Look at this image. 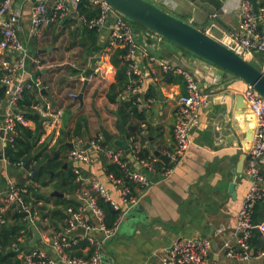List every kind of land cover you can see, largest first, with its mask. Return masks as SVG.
<instances>
[{
    "label": "crops",
    "instance_id": "obj_1",
    "mask_svg": "<svg viewBox=\"0 0 264 264\" xmlns=\"http://www.w3.org/2000/svg\"><path fill=\"white\" fill-rule=\"evenodd\" d=\"M152 1L158 4L163 0ZM200 1L208 2L214 7L219 3V9L215 7L216 14L211 15L200 8L194 0L188 15L192 20L195 19L197 23L195 25L198 28L205 30L210 28L215 38H219L223 32H232L237 29L238 7L241 0H226L223 3L219 0ZM249 1L252 3V0ZM254 1L257 5L260 4L259 0ZM53 2L54 0H46L49 10L52 9ZM168 2V7L172 9H190L189 0H168ZM33 6L34 4L26 3L25 0L14 1V11L19 18L16 25L17 37L27 50L22 77L25 81L39 78L42 88L38 90V103L61 108L63 115L60 118L59 128L54 130L52 126L46 124L41 114L35 111L36 119H27L25 127L31 130L38 127L43 130L40 142L46 141L48 148H51L65 125L71 129L77 118L84 116L87 118L92 140L101 136L100 126L115 140H119L124 135L131 145V149L127 151L119 150L125 171L143 173L150 182L149 188H141L134 183L126 182L130 189L129 197L135 200L134 204H129L121 198V188L114 187L109 179L111 173L107 172V165L115 163L91 147L86 150L90 159L87 164L70 159L67 152L65 163L67 166L63 168L70 169L74 174L78 171L84 186H87L91 180H97L103 184L111 200L123 214L117 233L103 248L100 264H157V257L164 250L181 239L192 237L211 241L209 264H264V257L256 258L254 255L247 260H233L228 259L221 251L226 242L236 244L238 212L243 205L248 188L255 182L249 171V157L245 155L252 142V139L247 138V125L249 123L255 125V121L248 107L238 121H235V118L232 119L228 115L231 101L226 95H242L248 86L225 70L192 53L180 50L152 32L136 31L140 48L137 64L142 76L139 85L140 94L142 99L149 101L144 110V120L140 124L144 130V140L140 137L134 139L131 128L125 129L118 123L115 116L118 105L109 103L106 99L108 87L115 79V69L109 62V56L102 55L108 43L112 17H108L105 26L92 37L82 25L81 19L76 18L77 14H71L70 16L76 21H72L70 16L63 20L52 21L43 28L42 38L38 39L30 35V13ZM189 23L193 24V22ZM254 55L260 56L258 69L264 71V55ZM254 55L252 57L255 59ZM148 56L183 69L191 76L199 91L208 96L207 104L200 110L199 124L191 132L192 144L188 154L180 163L172 167V173L166 179L162 174L166 168L170 167L156 158L153 151L155 149L165 155L173 151V127L177 101L186 93V82L184 77L174 72H170L171 75L168 77L164 76L168 73H161L154 64L149 62ZM92 57L101 58L96 66L101 69V73L94 74L89 79L83 91V102L80 103L71 99L69 94L72 92L79 94L82 91L83 79L68 76L66 67L86 68ZM36 61H40L42 66L37 65ZM66 63L69 65H65ZM153 69L159 74V81L155 82L152 79ZM82 73L81 71L80 74ZM1 74L0 70V78ZM150 88L152 96L146 98L145 94ZM42 89H45V94H41ZM129 97L123 92L120 99L128 100ZM7 105V99L3 98L0 102V116L6 111ZM12 110L20 112L16 106ZM228 123L231 125L227 126ZM52 133L54 135L48 142ZM88 142L67 141L74 145L73 148L80 147L82 150L83 145ZM2 147L3 143L0 140V152L3 151ZM105 147L114 151L118 150L111 143ZM136 148L138 152L140 149L148 150L147 159H141L138 153H135ZM0 156L1 205L11 185L24 189L30 183L28 175L30 168L25 170L17 164H10L3 154ZM243 156L245 158L240 164ZM259 168L258 166L257 172ZM232 182L235 183L233 190L235 197L229 191V185ZM41 191L48 198L46 203L48 211L56 209V198H68L76 202L74 193L65 195L53 186L43 188ZM54 191L63 194V197L52 196ZM45 221L44 218H37L32 226L28 225L31 232L32 228H36L38 233L52 230L47 227L48 221H46L48 224H44ZM20 239H18L20 250L17 254L19 260L21 253H28L39 246L49 255L54 256L49 247L41 246L40 239L34 245H30L33 233L31 236L25 234ZM3 250L5 253L6 250ZM83 253L85 255L87 251L83 250Z\"/></svg>",
    "mask_w": 264,
    "mask_h": 264
},
{
    "label": "built area",
    "instance_id": "obj_2",
    "mask_svg": "<svg viewBox=\"0 0 264 264\" xmlns=\"http://www.w3.org/2000/svg\"><path fill=\"white\" fill-rule=\"evenodd\" d=\"M15 0H3L0 2V87L3 89L4 98L8 105L2 126L1 142L2 149L8 144H13L16 137V127L26 126L27 119L20 112L12 109L23 98L26 89H41L42 82L39 78L25 81L22 77L27 58V50L19 41L16 33L18 15L14 11ZM82 0H54L52 9L49 10L46 0H41L34 4L31 9L30 35L38 39L42 38L43 28L52 21L63 20L76 12ZM92 5L100 9L99 17L87 23L89 28H96L98 31L105 26L108 17L113 21L109 28L108 43L103 49V57L109 56L115 49L126 50V61L129 62L128 75L136 76V85L128 86L124 91L125 95L136 96L135 103L137 110L144 111L147 107L140 94L141 71L137 61L140 51L136 33L128 19L114 11L104 0H88ZM239 23L237 29L232 32H223L219 38H215L211 29L205 32L217 39L225 47L248 60L254 54L264 55V0L263 4L254 7L249 0H241L238 7ZM7 53V54H6ZM149 62L154 64L161 73L174 72L184 77L186 82V93L181 95L177 101L175 123L173 127L174 148L171 153L166 155L174 165L180 163L188 154L191 147V130L199 124L200 110L207 104L208 96L204 95L197 88L191 76L183 69L148 56ZM40 67L42 63L36 61ZM65 65H69L66 63ZM101 73L100 68L95 69V74ZM151 77L156 82L160 76L155 69L151 71ZM78 93L72 92L69 97L76 100ZM243 99L254 118L255 125L253 130L252 142L245 152L249 157L250 173L255 179L247 190L245 200L241 206L236 222V244L226 242L221 251L228 259L247 260L252 256L256 258L264 257V251L253 253L249 245L252 231L257 229L264 239V219L257 225L252 223L253 209L258 201H264V179L258 174L257 167H264V96L259 95L252 87H247L242 92ZM34 111L41 114L46 120V124L52 126L54 130L59 128L60 118L63 115L61 108L57 109L50 104H35ZM103 138L99 136L95 140L89 141V145L94 150L102 153L108 160L125 170V165L121 161L119 150H110L102 147ZM135 153H138L136 148ZM68 157L81 163H89L90 159L85 150L72 148ZM7 161V160H6ZM24 167L23 162L17 163ZM148 166V164H145ZM172 173V168H167L163 172L164 179ZM76 182L80 187L74 192L78 207H68L65 211L68 218L65 226L57 232L44 230L39 233L41 246L49 247L54 256L49 255L43 248H35L28 253L20 254L21 264H100L102 252L107 241L112 239L117 233L122 219V213L115 220L112 227H107L104 221L103 210L97 203V198H102L110 203L115 210L119 208L111 200L108 191L97 180H91L87 186L82 183L81 176L75 171ZM31 176L32 172L28 171ZM126 178L141 188H149L150 182L146 175L140 172H127ZM109 179L114 187L121 188V198L129 204H134L135 200L129 197L130 189L122 178H116L112 174ZM26 192V188L20 189L11 185L8 195L2 199L0 205V225L5 223L3 215L9 210L10 206L17 203L21 212L24 214L23 220L30 226L35 223L38 213L24 204L21 194ZM46 221L44 224L46 225ZM84 229V234L77 233L78 229ZM19 240H21L19 238ZM87 242L84 251L91 250L89 256H72L70 251L80 242ZM212 243L203 238H186L175 242L171 247L164 250L158 258L157 264H209ZM153 264V263H147Z\"/></svg>",
    "mask_w": 264,
    "mask_h": 264
},
{
    "label": "trees",
    "instance_id": "obj_3",
    "mask_svg": "<svg viewBox=\"0 0 264 264\" xmlns=\"http://www.w3.org/2000/svg\"><path fill=\"white\" fill-rule=\"evenodd\" d=\"M1 1L3 0H0V2ZM259 2V5L263 4V0H259ZM252 4L255 8L259 6L254 0H252ZM215 7L219 9V3H217ZM76 14V18L81 19L82 25L85 27L89 35L94 37L98 30L96 28H89L86 22L99 17L100 9L95 5H92L88 0H82L77 7ZM69 18H71L72 21H76V19L71 16ZM177 18L186 21L184 18ZM192 25L198 28L197 25ZM134 26L135 32L148 31L136 23H134ZM199 29L205 31L204 28L202 29L199 27ZM176 47L182 51L190 53L178 46ZM125 56V49H115L109 55V62L115 69V79L114 82L108 87L106 99L109 103L118 105L115 116L117 117L119 125L122 124L125 129L131 128L134 139H136V137H140L142 140H144V130L140 127V124L144 120V111L137 110V104L135 103L136 96H130L128 100L120 99L121 94L127 89V87L136 85L135 82L137 80L136 76L128 75L129 62L126 61ZM66 68L68 76L72 78H75L81 73V69H79L80 67L73 68L67 66ZM170 75L171 74L168 73L164 76L168 77ZM150 91L151 88L147 90L145 94L146 98H150L152 96ZM38 96L39 92L37 89H26L23 92V98L17 103V109L26 119H36L33 106L38 103ZM3 98L4 92L3 89L0 88V102L3 100ZM1 123L2 122L0 120V126ZM42 135L43 130L39 129L38 127L35 130H31L27 127L18 125L16 127V137L13 144H8L3 149V151L0 152V154H3L10 164L23 162L25 165V163L31 159L29 171L32 172V175L29 178L30 183L26 185V192L21 194L22 201L32 210L37 211L39 219L44 218L46 221H48L49 225H47V227L52 229L51 231L57 232L65 226V221L68 218L67 214L65 213L66 209L68 207H73L76 209L78 207V203L68 198H56V209L48 211L46 208L48 198L43 195L41 189L49 187L55 182L56 185H54V189L64 193L65 195H71L80 187V184L76 182V175L70 169L63 168L67 161V152L70 151L67 141H90L92 140V137L89 135L87 118L84 116L77 118L74 126L71 129L65 125V128L60 130L59 136L54 146L51 148H48L46 141L40 142ZM107 145L108 144L105 142L101 143L102 147ZM138 155L141 159L145 160L149 155V151L146 149H140ZM259 167L258 173L264 179V167ZM50 172H54L53 177H51ZM107 172L111 173L116 178H122L126 182L131 183L126 178L127 172L121 169L118 165L108 164ZM97 199V203L104 213L105 224L110 228L113 226L115 220L119 216L120 211L115 210L110 203L105 202L102 198L98 197ZM42 212L45 213L40 215ZM23 217L24 214L21 212L17 203L11 205L6 214L3 215L5 223L0 225V264H21V261L17 257V254L20 250V243L18 239L25 234L28 236L32 235L31 229L23 220ZM263 219L264 201H258L256 202L253 209L252 223L253 225H257ZM86 245L87 242H80L77 246L72 248L70 255L89 256L91 250L85 253V255L83 253V249L86 247ZM249 245L253 252L264 250V239L257 229L252 231ZM17 247H19V249H17ZM2 249H5L6 252L3 253Z\"/></svg>",
    "mask_w": 264,
    "mask_h": 264
},
{
    "label": "water",
    "instance_id": "obj_4",
    "mask_svg": "<svg viewBox=\"0 0 264 264\" xmlns=\"http://www.w3.org/2000/svg\"><path fill=\"white\" fill-rule=\"evenodd\" d=\"M26 3L36 4L41 0H25ZM114 11L124 16L131 22H134L148 31L158 35L159 37L171 42L172 44L192 53L193 55L225 70L237 79L243 81L247 86L252 87L259 95L264 96V71L255 67L248 60L237 55L217 39L208 35L205 31L193 26L192 24L183 21L162 8L148 2L147 0H104ZM225 2L226 0H219ZM196 4L211 15H215L217 9L211 6L208 2L202 3L196 0ZM76 15V13H72ZM101 61L100 57H92L89 59V66L81 68L82 74L76 76L77 79H83V89L77 95L76 100L80 103L83 102V91L85 90L89 79L95 74L97 63ZM45 89L41 90V94H45ZM230 107L228 115L235 121L244 114L247 107L242 95H229ZM4 116H0V120L3 121ZM231 124L228 123L227 126ZM248 139L253 137L254 124H248ZM195 128L191 130L193 132ZM99 132L103 141L106 144H112L116 149L121 151H127L131 149V145L128 143L126 137L123 135L119 140H115L111 134H109L102 126L99 127ZM52 133L48 139V142L53 137ZM0 137H2V130H0ZM68 147L73 148L72 143H67ZM89 143L83 145V150H88ZM153 155L158 158L163 164L172 168L174 163L170 161L169 157L160 151L154 149ZM1 158V156H0ZM245 156L242 157L241 163ZM31 159H29L24 169L29 170ZM46 166V164H45ZM65 167L67 165H64ZM51 177L54 173L50 172ZM235 183L232 182L229 185V191L234 194ZM52 196L63 197V194L54 191ZM33 239L30 245H34L37 240L40 239V235L36 228H32ZM77 233L84 234V229L80 228ZM4 250L2 249V252Z\"/></svg>",
    "mask_w": 264,
    "mask_h": 264
},
{
    "label": "rangeland",
    "instance_id": "obj_5",
    "mask_svg": "<svg viewBox=\"0 0 264 264\" xmlns=\"http://www.w3.org/2000/svg\"><path fill=\"white\" fill-rule=\"evenodd\" d=\"M148 2H150V3H152V4H154V5H156L157 7H159V8H162V9H166V10H168L167 12L168 13H170L171 15H173V16H175V17H180V18H184L186 21H188V23L189 22H193V24H195L196 22H195V19L194 20H192L191 19V17H189V15H188V13H190V10H191V7H193V3H194V0H189V2H190V9H187V8H178V9H175L174 7V9H172V8H170V7H168V5H169V2H168V0L165 2L164 0L163 1H160V2H158V4L157 3H155L154 1H152V0H147ZM200 1V0H199ZM164 4H167V5H164ZM177 8V7H176ZM165 10V11H166ZM130 23H131V25H132V27H133V29L135 28V26H134V23H132L131 21H130ZM197 24V23H196ZM255 56V55H254ZM260 56L259 55H257V56H255V59H254V57H251L250 59H248V61L250 62V63H252L255 67H257V68H259L260 67V60H261V58H259ZM263 63H264V61H263ZM54 185H56V183L54 182V183H52V185L51 186H53V187H55ZM40 247V246H39Z\"/></svg>",
    "mask_w": 264,
    "mask_h": 264
}]
</instances>
